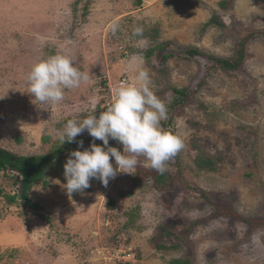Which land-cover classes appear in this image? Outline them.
<instances>
[{
	"label": "rangeland",
	"instance_id": "374dc122",
	"mask_svg": "<svg viewBox=\"0 0 264 264\" xmlns=\"http://www.w3.org/2000/svg\"><path fill=\"white\" fill-rule=\"evenodd\" d=\"M221 1L0 0V148L18 156L48 153L67 120L98 116L113 88L132 81L136 56L167 106L163 130L184 144L166 162L170 177L163 186L156 183L160 172L146 167L143 157L135 174L118 173L106 187L92 179L70 197L63 167L49 171L47 185L28 193L37 213L19 200L7 203L3 194L13 195L16 187L0 174V264H169L187 258L190 264H264V36L248 42L237 72L178 55L160 64L157 50L147 57L169 43L165 51L192 48L229 58L238 31H264V0H233L225 9ZM211 17L226 28L205 27ZM113 23L119 25L115 33ZM137 26L143 37L133 34ZM58 53L74 57L89 79L66 89L59 104H40L27 93L25 75L37 60ZM183 88L192 93L189 100L169 107L171 90ZM77 139L93 142L87 131ZM109 146L122 151L112 139ZM69 153L62 154L65 161ZM198 156L213 160L215 170L198 171ZM110 162L115 166L114 158ZM163 228L179 234L167 242L175 247L157 248Z\"/></svg>",
	"mask_w": 264,
	"mask_h": 264
},
{
	"label": "clouds",
	"instance_id": "9594fccd",
	"mask_svg": "<svg viewBox=\"0 0 264 264\" xmlns=\"http://www.w3.org/2000/svg\"><path fill=\"white\" fill-rule=\"evenodd\" d=\"M118 27L113 23L110 30L115 33ZM143 32L140 26L133 29L137 37H143ZM140 43L146 44V40ZM134 59L136 74L131 82L124 81L113 88L105 110L98 116L89 114L80 120L69 119L57 132L61 145L75 141L82 147L83 141H76V137L85 131L93 141L102 142V145L92 142L83 151L69 153L63 165L66 181L63 188L69 197L89 188L92 179L106 187L118 173L135 174L139 157L144 158L146 167L163 173L166 162L184 147L179 137L163 130L161 121L168 118L167 106L152 90L149 72L142 67L143 58ZM75 65L74 57L59 53L37 60L25 75L27 93L40 104H59L66 89L78 88L89 79V73ZM110 139L117 141L122 151L109 146ZM110 158H114L115 166Z\"/></svg>",
	"mask_w": 264,
	"mask_h": 264
},
{
	"label": "trees",
	"instance_id": "16d2710c",
	"mask_svg": "<svg viewBox=\"0 0 264 264\" xmlns=\"http://www.w3.org/2000/svg\"><path fill=\"white\" fill-rule=\"evenodd\" d=\"M233 0H222L218 5L222 9L227 8L231 5ZM216 26L220 29H225V24L218 20L216 17H211L209 21L205 24V27ZM240 35V39L238 44L236 45L233 56L229 58H216L210 56L204 52L199 51L198 49L187 48L183 51H165V46H168L169 43L165 45H158L154 47L152 50L148 51L147 57H150L155 50L159 51V56L161 59L159 61L160 64H164L167 60H170L177 55L186 61H195L199 62L200 59H204L207 62L211 63L210 66L214 69H219L225 72H237L242 68L246 57V46L249 41L255 39L259 36H264V31H249L245 33H241L238 31ZM172 102L169 104V107L180 106L184 102L189 100L190 94H192L189 89H172ZM162 100V97H160ZM106 107L102 108V111L105 110ZM83 141V146L79 147L78 150L83 151L84 149L89 148L91 139H77L76 141ZM96 141V140H95ZM95 141H93L95 143ZM114 143L117 141L113 140ZM78 144L74 141L71 143H65L63 145L60 142H56L50 148V151L46 154L39 156H18L14 153L6 151L0 148V174H2L5 178L11 179L13 181L12 185L16 187L15 193L13 195L3 194V190H0V194H3V197L6 199L8 204H14L17 200H19L23 205L28 207L30 210L37 213L39 206L31 201L28 196L29 191L37 184L47 185V173L49 171H56L58 168H62L65 164V160L62 158V154L65 152H71L72 150H76ZM195 167L198 171L202 172H213L215 170V162L209 158H204L198 156L195 159ZM170 175L168 173H159L156 178V183L158 186H163L168 182L165 178H169ZM99 184L101 182L97 180ZM160 184V185H159ZM113 206L112 200L108 202V207L111 208ZM39 215V214H37ZM132 218V215L129 216ZM132 220V219H131ZM245 222V220H244ZM189 231V228L183 229L181 235H186ZM179 234L168 231V229L163 228L160 234L161 244L157 246L160 250L171 249V247H175L174 245L167 243L172 242L174 238L176 239ZM169 264H190V260H172Z\"/></svg>",
	"mask_w": 264,
	"mask_h": 264
}]
</instances>
